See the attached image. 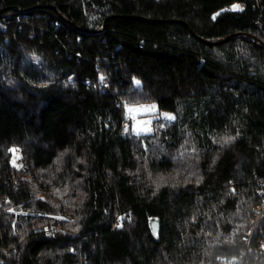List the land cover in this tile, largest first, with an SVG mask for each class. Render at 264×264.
<instances>
[{
	"label": "trees",
	"instance_id": "1",
	"mask_svg": "<svg viewBox=\"0 0 264 264\" xmlns=\"http://www.w3.org/2000/svg\"><path fill=\"white\" fill-rule=\"evenodd\" d=\"M262 180L264 0H0V264H215Z\"/></svg>",
	"mask_w": 264,
	"mask_h": 264
},
{
	"label": "built area",
	"instance_id": "2",
	"mask_svg": "<svg viewBox=\"0 0 264 264\" xmlns=\"http://www.w3.org/2000/svg\"><path fill=\"white\" fill-rule=\"evenodd\" d=\"M239 7H244L240 4ZM105 89L110 90V82L105 80ZM127 124V123H126ZM27 169V166L24 167ZM19 177L16 172L15 183ZM233 184V181L231 182ZM258 191L264 194V180L261 181ZM120 221L115 224L118 228ZM215 264H264V196L249 216L241 234V251L238 255L227 258L220 257Z\"/></svg>",
	"mask_w": 264,
	"mask_h": 264
},
{
	"label": "rangeland",
	"instance_id": "3",
	"mask_svg": "<svg viewBox=\"0 0 264 264\" xmlns=\"http://www.w3.org/2000/svg\"><path fill=\"white\" fill-rule=\"evenodd\" d=\"M151 106H155L151 111H142L139 113H137V112L130 113L128 111L129 107H127V115L129 116V118L125 122V125H126V123L128 125V123L131 122L132 131L135 134H137V133H139V134L151 133L154 131L155 125L158 122V120H161V121L167 123V122H169V120H171V119L167 118L168 116L175 118V114L168 112V111L160 110L156 104H143V105L130 106V107L147 108V107H151ZM145 127L150 129V130L149 131H141V129H143ZM13 150H15V151H13ZM13 150H12L13 154H14L13 161H14L15 166H16V172H17V175L19 177H22V179L17 178V180L18 181L19 180H21V181L29 180L32 177L27 175L29 168H28V165L26 164V162L23 160V156H22L20 149L15 148ZM25 166H27V169H24ZM1 204L2 203L0 202V206H1ZM26 214H28V212H26Z\"/></svg>",
	"mask_w": 264,
	"mask_h": 264
},
{
	"label": "water",
	"instance_id": "4",
	"mask_svg": "<svg viewBox=\"0 0 264 264\" xmlns=\"http://www.w3.org/2000/svg\"><path fill=\"white\" fill-rule=\"evenodd\" d=\"M172 22H179V23H182L183 25H185L192 33L193 35H197L196 32L194 31V29L190 26L189 23L185 22V21H177V20H173ZM237 36H244V34H236V35H231L227 38H224V39H221L219 41H207L208 43H211V44H219V43H222V42H226L234 37H237ZM250 38H253L255 41H257L258 43H260L259 39L256 37V36H253V35H249ZM261 44V43H260ZM262 45V44H261Z\"/></svg>",
	"mask_w": 264,
	"mask_h": 264
},
{
	"label": "snow or ice",
	"instance_id": "5",
	"mask_svg": "<svg viewBox=\"0 0 264 264\" xmlns=\"http://www.w3.org/2000/svg\"><path fill=\"white\" fill-rule=\"evenodd\" d=\"M234 8H239V5H234ZM215 18V17H214ZM101 80H103V77H101ZM137 84H139V81H137L136 82ZM155 106H151V107H147V108H137V107H129L128 108V111L130 112V113H133V112H137V113H139V112H142V111H151L153 108H154ZM167 118H169V119H174V117H171V116H168ZM150 129H148V128H143V129H141V131H149ZM137 134H139V133H137ZM13 151H15V150H13Z\"/></svg>",
	"mask_w": 264,
	"mask_h": 264
},
{
	"label": "bare ground",
	"instance_id": "6",
	"mask_svg": "<svg viewBox=\"0 0 264 264\" xmlns=\"http://www.w3.org/2000/svg\"><path fill=\"white\" fill-rule=\"evenodd\" d=\"M130 123H131V122H130ZM126 125H127V124H126ZM23 163H24V162H23ZM23 163H22V164H23ZM24 164H25V163H24ZM24 164H23V165H24Z\"/></svg>",
	"mask_w": 264,
	"mask_h": 264
}]
</instances>
